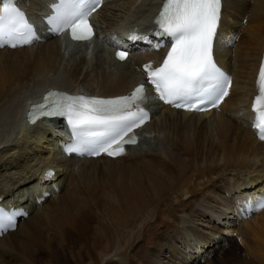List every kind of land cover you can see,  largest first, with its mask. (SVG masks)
<instances>
[{"label":"bare ground","instance_id":"bare-ground-1","mask_svg":"<svg viewBox=\"0 0 264 264\" xmlns=\"http://www.w3.org/2000/svg\"><path fill=\"white\" fill-rule=\"evenodd\" d=\"M49 1L19 3L39 17ZM161 2L108 0L95 15L97 41L89 48L45 36L0 50V199L27 213L0 237V264H108L124 256L117 264H264V209L238 216L264 194V144L245 125L264 46V0H222L214 56L232 88L218 109L154 106L141 142L119 158H66L55 147L54 120L27 125L23 118L27 103L49 87L125 94L140 64L159 58L161 47L118 63L106 46L111 36L147 27ZM46 168L54 171L47 181ZM43 192L48 196L36 204ZM120 229L135 235L123 252L118 243L128 239Z\"/></svg>","mask_w":264,"mask_h":264},{"label":"snow or ice","instance_id":"snow-or-ice-1","mask_svg":"<svg viewBox=\"0 0 264 264\" xmlns=\"http://www.w3.org/2000/svg\"><path fill=\"white\" fill-rule=\"evenodd\" d=\"M101 3L102 0H58L53 5V14L47 18L50 30L59 34L70 29L73 40H90L93 29L88 16ZM0 4L3 5L0 8V47L15 48L34 42L37 39L34 30L15 0H0ZM221 4L222 0H162L154 20L155 35L169 38L171 46L159 66H144L147 82L154 86L160 100L191 111L202 110L206 105L217 106L228 95L231 79L213 59ZM153 47L164 45L158 42ZM116 55L124 60L127 52L118 51ZM257 90L253 126L259 129L260 139L264 140V63L259 70ZM146 101L144 85L128 96L114 99L49 92L42 103L32 106L29 122L35 123L39 117H66L74 137L65 147L66 152L89 156L104 152L114 156L123 151L125 143L135 142V137L129 134L147 119L148 114L141 106ZM256 206L264 208V200ZM14 227L15 213L0 211V233Z\"/></svg>","mask_w":264,"mask_h":264},{"label":"rangeland","instance_id":"rangeland-1","mask_svg":"<svg viewBox=\"0 0 264 264\" xmlns=\"http://www.w3.org/2000/svg\"><path fill=\"white\" fill-rule=\"evenodd\" d=\"M147 135H148V134H146V136H147ZM148 137H150V138L152 137V138H153V135H148L147 138H148ZM183 199H184V198H183ZM150 223H153V222L151 221V222H149L148 224H150ZM129 230H130V229H120V231H119V234H120V235H121V234H125V237L128 239L127 241H125L126 244L123 243V242H121V240H120L119 243H118V244H119V245H118V248H119L120 251H122V252L125 250V248H127V246H128L127 242L131 240V237H132V239H134V237H135L134 234H133V235H132V234L130 235ZM128 233H129V234H128ZM127 235L130 237V239H129V237H128ZM172 235H173V234H172ZM172 235H170V236H172ZM223 235H226V234L223 233ZM233 235H236V234H234V233H232V234H227L228 237H232ZM121 239H122V236H121ZM135 239H136V238H135ZM137 241H138V240H137ZM139 241H140V240H139ZM139 241H138V242H139ZM178 242H179V247H180V248H177V249L175 248V252H177V253L179 252V253H180L181 249L183 248V245L181 244L180 241H178ZM177 245H178V243H177ZM179 249H180V251H179ZM211 250H212V249H211ZM190 251H191V253H192V252H194L195 250L192 248ZM166 252H167V253L169 252V255H172V254H173L170 250H167ZM179 253H178L177 256H180ZM184 253H185V256H186L187 251H185ZM209 253H210V252H209ZM211 254H212V253H211ZM111 256H112V254L109 255L108 257H111ZM185 256L182 257V258H185ZM124 257H125V256H124ZM124 257L120 258V260L115 258L114 260H112L113 262H110V263H108V264H117V263H119L118 261H121L122 263H124V262H125V260L123 259ZM208 263H209V260H207V263H205V264H208ZM183 264H185V263H183ZM187 264H189V262H188ZM227 264H231V263H227ZM232 264H242V263H241V262H236V263H232Z\"/></svg>","mask_w":264,"mask_h":264}]
</instances>
